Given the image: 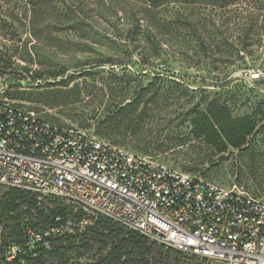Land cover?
I'll return each mask as SVG.
<instances>
[{
	"label": "rangeland",
	"instance_id": "rangeland-1",
	"mask_svg": "<svg viewBox=\"0 0 264 264\" xmlns=\"http://www.w3.org/2000/svg\"><path fill=\"white\" fill-rule=\"evenodd\" d=\"M246 3L259 6L264 0ZM229 9L233 8L226 10ZM216 11L209 26L199 22L198 41L190 34L191 26L183 25L170 34L172 37L163 44L158 57H150L143 49L122 54L126 63L122 69L117 65L87 64L97 54L91 49L82 50L75 39L30 57L21 54L17 58L20 64L32 61L31 70L16 80L23 91L15 97L0 96V104L34 109L56 124L82 129L103 142L219 186L236 185L264 200V78L253 79L247 74L264 68V17L252 18L247 11ZM200 40L211 41L217 50L200 51L187 59L192 53L189 45H199ZM239 41H245V47L230 58L228 42ZM178 49L188 57L177 55ZM40 64L63 69V76L34 79V70ZM60 79L64 83H58ZM45 82L53 86H43ZM37 84L42 86L36 88ZM6 88L7 82L1 80L0 91ZM210 102L225 104L233 118L249 115L255 123L241 147L211 145L192 135L193 119L200 117ZM5 188L0 186V193ZM36 198L53 206L49 202L53 198ZM60 202L70 216H80L79 221L69 218L60 234L84 232L88 241L92 230L101 232L107 221L115 222L105 215ZM117 224L124 233L130 231ZM43 226L40 224L38 230ZM146 238L153 253L167 257L171 264H206L198 256L175 252L158 240ZM90 244L87 252L76 248L75 253H82L85 260L104 253L96 243ZM77 245L75 242L72 246ZM70 260L75 257L72 255Z\"/></svg>",
	"mask_w": 264,
	"mask_h": 264
},
{
	"label": "trees",
	"instance_id": "trees-1",
	"mask_svg": "<svg viewBox=\"0 0 264 264\" xmlns=\"http://www.w3.org/2000/svg\"><path fill=\"white\" fill-rule=\"evenodd\" d=\"M245 1L0 0V82H7V88L0 91V96L15 97L23 91L19 90L16 80L23 79L31 70L32 61L20 64L17 58L21 54L30 57L42 49L61 47L75 39L82 50H93L97 54L88 59L87 64L117 65L122 69L126 66L122 54L143 49L150 57H158L163 52V44L172 37L170 34L178 32L183 25L191 26L190 34L198 41L196 27L199 22L209 26L216 10L222 13L247 11L252 18L264 17V3L253 6ZM230 6L233 9L226 10ZM254 10L257 12H252ZM200 41L199 45H189L192 50L189 58L180 49L176 50L177 55L191 60L200 51L217 50V45L211 41ZM228 43L230 58L237 56L246 44L245 41ZM206 57L210 58V55ZM40 66L34 70V79L44 76L55 79L64 73L61 68ZM64 81L60 79L58 83ZM224 85L227 86V82ZM41 86L37 84L36 88ZM43 86L53 84L45 82ZM193 124L195 138L202 137L211 145L221 143L236 148L244 144V137L255 127L249 115L233 118L225 104L215 102H210L201 116L193 119ZM36 196L7 186L0 193V264H171L167 257L153 253L152 245L144 235L131 229L124 233L123 228L111 220L106 222L103 231L92 230L88 241L84 232L73 236L60 234L69 218L79 221L80 216H70L68 208L60 202L65 201L63 199L48 196L53 198L49 201L53 206H49ZM40 224L45 228L38 230ZM54 228L59 230L53 233ZM32 235H38L40 239L35 240ZM75 242L78 245L73 247ZM90 243H96L104 253L92 260H85L82 253H75L76 248L87 252ZM12 247L15 253L8 259ZM72 255L75 260H70Z\"/></svg>",
	"mask_w": 264,
	"mask_h": 264
},
{
	"label": "built area",
	"instance_id": "built-area-1",
	"mask_svg": "<svg viewBox=\"0 0 264 264\" xmlns=\"http://www.w3.org/2000/svg\"><path fill=\"white\" fill-rule=\"evenodd\" d=\"M247 74L264 78V68ZM0 186L63 199L206 264H264V200L56 124L34 109L0 104ZM14 253L12 247L7 258Z\"/></svg>",
	"mask_w": 264,
	"mask_h": 264
}]
</instances>
